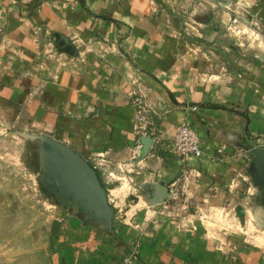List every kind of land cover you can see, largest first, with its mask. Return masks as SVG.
<instances>
[{"label": "crops", "instance_id": "crops-1", "mask_svg": "<svg viewBox=\"0 0 264 264\" xmlns=\"http://www.w3.org/2000/svg\"><path fill=\"white\" fill-rule=\"evenodd\" d=\"M135 92L163 135L146 155ZM34 155L70 172L45 264H118L137 239L135 264H264V0H0V163Z\"/></svg>", "mask_w": 264, "mask_h": 264}, {"label": "rangeland", "instance_id": "rangeland-1", "mask_svg": "<svg viewBox=\"0 0 264 264\" xmlns=\"http://www.w3.org/2000/svg\"><path fill=\"white\" fill-rule=\"evenodd\" d=\"M20 157L3 156L0 163V264H45L51 260L48 226L59 206L57 183L70 172L54 169L52 159L45 169L38 155L34 169L25 168Z\"/></svg>", "mask_w": 264, "mask_h": 264}, {"label": "built area", "instance_id": "built-area-1", "mask_svg": "<svg viewBox=\"0 0 264 264\" xmlns=\"http://www.w3.org/2000/svg\"><path fill=\"white\" fill-rule=\"evenodd\" d=\"M131 104L135 109L134 129L137 134V148H142L143 139L150 137L153 140L151 148L157 151L163 144V135L157 123L158 114L152 109L147 98L140 93L132 94ZM197 108L194 106V109ZM172 145L183 160L190 155L201 156L203 153L199 132L186 121L177 124ZM183 190L184 186L179 180L173 182L169 188L168 200L172 203L178 202L182 198ZM141 248L142 243L139 239L130 241L118 264H135L140 257Z\"/></svg>", "mask_w": 264, "mask_h": 264}, {"label": "water", "instance_id": "water-1", "mask_svg": "<svg viewBox=\"0 0 264 264\" xmlns=\"http://www.w3.org/2000/svg\"><path fill=\"white\" fill-rule=\"evenodd\" d=\"M152 141L153 140L150 137H145L143 139V144H144V146H143V152H144L145 155L148 154V152H149V150L151 148ZM91 172L94 173L93 170H91ZM100 188L103 191V193H105L104 189L102 187H100ZM167 193L169 194V189L168 188H167Z\"/></svg>", "mask_w": 264, "mask_h": 264}]
</instances>
